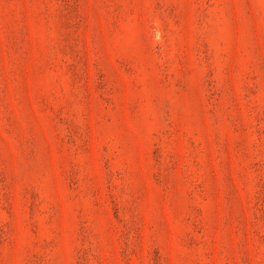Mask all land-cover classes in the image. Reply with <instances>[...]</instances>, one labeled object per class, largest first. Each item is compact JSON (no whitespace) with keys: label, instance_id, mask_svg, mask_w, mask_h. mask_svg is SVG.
I'll use <instances>...</instances> for the list:
<instances>
[{"label":"rangeland","instance_id":"374dc122","mask_svg":"<svg viewBox=\"0 0 264 264\" xmlns=\"http://www.w3.org/2000/svg\"><path fill=\"white\" fill-rule=\"evenodd\" d=\"M0 264H264V0H0Z\"/></svg>","mask_w":264,"mask_h":264}]
</instances>
